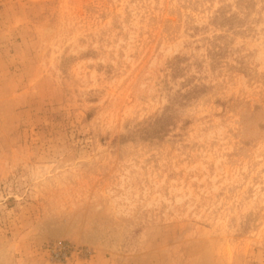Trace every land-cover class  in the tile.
Instances as JSON below:
<instances>
[{
  "label": "rangeland",
  "instance_id": "rangeland-1",
  "mask_svg": "<svg viewBox=\"0 0 264 264\" xmlns=\"http://www.w3.org/2000/svg\"><path fill=\"white\" fill-rule=\"evenodd\" d=\"M0 264H264V0H0Z\"/></svg>",
  "mask_w": 264,
  "mask_h": 264
}]
</instances>
